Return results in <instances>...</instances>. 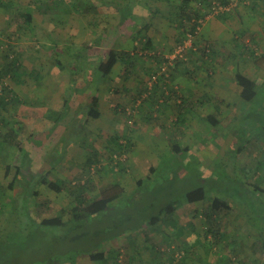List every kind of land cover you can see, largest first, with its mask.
Instances as JSON below:
<instances>
[{"label":"rangeland","instance_id":"374dc122","mask_svg":"<svg viewBox=\"0 0 264 264\" xmlns=\"http://www.w3.org/2000/svg\"><path fill=\"white\" fill-rule=\"evenodd\" d=\"M6 1L8 9L0 5V64L15 56L16 41L24 49L18 54L22 77L0 79V94L5 86L13 92L0 110V186L7 189L0 192V264H92L86 257L95 252L107 253L112 262L118 257L117 264L171 262L172 256L180 260L175 264H264V1L253 12L249 2L229 0L231 10L219 14L210 13L206 0ZM184 2L203 19L191 41L186 24L181 57L189 72L181 75L172 58L182 34L172 20ZM107 23L114 30L106 26L100 40L107 34L105 47L132 56L131 79L100 77L97 68L107 51L87 58L97 53L86 49L93 44L63 50L69 39L99 37ZM142 36L152 49L140 47ZM126 67L118 72L124 75ZM33 70L40 74L37 83ZM237 72L258 85L255 110L242 100ZM175 74L180 77L169 83ZM170 88L177 100L191 93L209 102L190 108L185 125L175 123L173 109L144 102L149 92L160 97ZM95 106L98 118L88 115ZM56 113L63 118L57 121ZM209 114L234 120L229 132L220 126L224 138L199 120ZM11 132L15 146L5 141ZM112 139L129 141L127 154L111 160L119 151ZM174 144L190 149L184 162L172 153ZM95 150L98 159L88 166ZM43 178L90 181L89 198H118L103 213L69 222L73 199L49 189ZM197 185L208 189L207 199L186 203L185 192ZM214 198L231 205L219 227L210 228L229 255L224 243L208 237L202 217ZM170 203L176 211L167 215ZM153 217L159 220L152 223ZM55 218L64 225H40Z\"/></svg>","mask_w":264,"mask_h":264},{"label":"trees","instance_id":"16d2710c","mask_svg":"<svg viewBox=\"0 0 264 264\" xmlns=\"http://www.w3.org/2000/svg\"><path fill=\"white\" fill-rule=\"evenodd\" d=\"M244 1L249 2L253 8L255 5L260 4L264 0H244ZM216 3L225 7L230 4V1L229 0H206V4L209 7L210 13L212 12L214 4ZM188 4H189L188 2H184V5L177 8L176 9L177 11L175 12L176 16L174 20H172L173 22L177 24L178 26L177 29L182 34V39L178 40L179 45H183L184 41L186 40V39L185 40L183 39V34L185 32L184 30L187 27L186 24L190 25L189 33L192 35H195V33L198 31L200 27V21L203 19L201 16L198 15V13L195 10H192ZM0 5H2V0H0ZM220 16L222 17L221 14ZM144 49L150 50L148 46L147 48L144 46ZM207 53H208L207 50H203L204 56H207ZM120 60L122 62H127L128 60H130L129 62H133L132 56H130L129 53H124V56L123 55L121 56L120 53L112 51L109 53L106 61L102 62L99 65V68H98L99 72L105 78H108L114 66ZM1 62H5V63L0 64V79L7 78L9 76L16 77V78L22 77L19 74L20 59L18 58V56L6 55L3 57ZM175 62L177 66L176 68H178V66H180V64L183 63L184 60L182 58H177ZM58 64H60V62H58ZM132 64L134 65V63ZM39 77H40V74L37 71L33 70L32 78L35 80V83L39 82ZM235 81L238 87L241 89V96H242V100L244 101V103H246V105H248L249 108L253 107L252 110H255L257 108V102L259 101V98H260L259 97L260 91H259V88L256 82L246 77L241 72H237L235 74ZM12 93H13L12 90H10L8 87L6 86L3 87L1 94H0V110L6 106V104L8 103V97L12 95ZM220 103L226 104L227 107L229 108H232V106H234L233 104L226 103L223 100H220ZM192 105H193L192 101L190 100H181L180 103H177L176 107L174 108L175 116L177 118L176 123L185 125L186 112L190 109ZM88 115L92 118H98L99 114L97 112V106L92 108L88 112ZM55 116H56L55 118L57 121L63 118L61 114L56 113ZM230 120L231 119L229 118L224 119V120L222 119L218 120L215 115H212V116H208L204 120V122H206L211 127L215 128V132L217 133V132H220L219 131L220 126H224L226 130L228 129L231 130V126H233L234 120L233 121H230ZM263 129H264V126H263ZM181 131L182 130L179 129L180 133ZM225 135L226 134H224L223 132L222 133L220 132V134L219 133L217 134V136L221 139L224 138ZM15 139H16V136L12 132L6 134L5 136V141L10 146H13V145L15 146V142H14ZM111 141L114 142L115 146L119 150L118 152L114 151L110 154L111 160H113L114 157L117 155L116 153H119L120 155L121 153L122 155L124 153L127 154V151H128L127 147L128 145H130L129 141L126 142L128 144H123V143L120 144L119 142H116L115 139H112ZM171 150H172V153H174V155H176V157L183 162L187 158V154L190 152L189 148L186 147L182 149L177 144L173 145ZM96 152L98 153V151L95 150L93 153L94 156L92 155L91 157L87 159L86 163L88 164V166L92 165L93 163H95V161H97L98 155H96ZM113 167L115 168V165ZM41 181H42L41 183L47 185L49 189L56 192L57 194H62L64 192H67V194L73 199L74 206L70 210L71 219L69 220V222L70 221L71 222L82 221L83 219L87 217L96 216L100 213H103L109 208V205L118 198L117 195H113V196L103 195L96 199L89 198L88 192H89L90 186L92 185L90 181L89 182L67 183L63 180H57L55 182H47L45 178H43ZM139 184H142V181H140ZM255 189L258 190V188H255ZM1 190L4 192L7 191L6 188L0 186V192ZM261 191L264 192V189L261 188ZM207 193H208V189L206 187H204L203 185H197V186L190 188L189 190L185 192L184 199H185V202L188 204H196V203L204 202L207 199ZM230 210H231V205L229 201L223 200L220 198H214L211 201V206L208 208L207 213H203L202 217H204V220L206 222L207 232L209 234L208 237H210L212 240H215V239L218 240V237L211 235L210 228L212 229L213 225H215V227H219L217 221L220 218L221 214L228 213ZM165 211L167 212V215H171L173 212H175L176 208L174 206V203L168 204V206L165 208ZM165 215L166 214H164V216ZM158 220H159V217H153L152 223H156ZM69 222L66 224H69ZM40 225L42 227H57V226L64 225V221L62 220V218L46 219V220H43L40 223ZM217 242L221 243V240H218ZM173 255L175 254L173 253ZM86 259L88 262L92 264H117L118 257H115L112 262L110 255H108L107 253L95 252V253L89 254L86 257ZM169 259L171 261L169 262L170 264L175 263V262L179 263L180 261L174 256H172V258L170 257Z\"/></svg>","mask_w":264,"mask_h":264},{"label":"crops","instance_id":"0c3cea01","mask_svg":"<svg viewBox=\"0 0 264 264\" xmlns=\"http://www.w3.org/2000/svg\"><path fill=\"white\" fill-rule=\"evenodd\" d=\"M95 1H97V0H95ZM6 2H8V0L6 1ZM98 2V1H97ZM101 2H103V0H101ZM2 6H4L3 5V3H2V5H1V7ZM259 6V4H257V5H255L253 8H252V10H253V12H257V7ZM5 8H7V7H10V5H8L7 4V7L6 6H4ZM8 9V8H7ZM117 11V10H116ZM118 12V11H117ZM135 13V12H134ZM248 13H250V12H248ZM142 15V14H141ZM89 24V23H88ZM50 26V25H49ZM106 26H108L109 28L111 27V29L112 30H114V28L111 26V25H108V23L105 25V27H101V31L99 32V37L97 36V37H95L93 40H87V39H84V41L82 42L81 41V39H78L77 40V38H76V41H71V39H69V44H64V46H65V48H64V46H63V50L64 49H66L67 51H70L71 49H72V47H84V46H86L87 44H93V46H90V47H86V49H88V51L89 50H94V51H97V53H94V54H90L87 58H93L94 56L95 57H97V56H99L98 58H100V55H101V53H100V55L98 54L99 53V51H107V54L105 55V56H103L102 58H101V60L99 61L100 63H99V65L102 63V62H105L106 61V59H107V57H108V55H109V53L110 52H117V53H120L121 51H120V49H118V47L117 48H115V49H113V48H110V47H105V45L107 44V42H106V40H108L109 41V36L106 34V35H104V37L100 40V38H101V36H103V34H104V32H105V28H107ZM51 27V26H50ZM108 28V29H109ZM50 30H51V28H50ZM110 30V29H109ZM111 30V31H112ZM68 32H71V29H69V31ZM108 32V31H107ZM206 34V37H210V38H213L214 39V36H216V34H214V36H212V35H209V34H207V33H205ZM130 36H132L131 34H130ZM181 37H178V40H181L180 39ZM111 39V38H110ZM148 39L149 38H146V37H143L142 36V39L139 41L140 42V44L141 43H143V45L141 44V46L140 47H144V46H146L147 44H150L151 43V40H149L148 41ZM16 40V38L14 39V41ZM232 40H233V37H232ZM13 41V42H14ZM78 41H80V42H78ZM147 41H148V43H147ZM17 43H15V46L13 47V49H14V51H16L15 53H13V54H15V55H17L18 56V58L20 59L21 58V55H22V53L20 52V50H22V49H24V48H22L20 45H19V43H18V41H16ZM106 43V44H105ZM109 43V42H108ZM113 44L114 45H116L117 43L116 42H113ZM78 45V46H77ZM111 45V44H110ZM213 45V44H212ZM67 47V48H66ZM138 47H139V45H138ZM207 47V46H206ZM148 48H150V49H152L150 46H148ZM213 48H214V45H213ZM131 49H133V48H131ZM135 50H138V48L137 47H135L134 48ZM144 49V48H143ZM19 50V51H18ZM145 50V49H144ZM25 51V50H24ZM147 51V50H146ZM92 52V51H91ZM18 54H21V55H18ZM98 54V55H97ZM210 53H209V51H208V53H207V56L209 55ZM215 55V51H213V56ZM206 56V57H207ZM230 57H232V59H235V57H234V54H230ZM130 60H128L127 62H122L121 60L119 61V62H117V64L114 66V68H113V70H112V72H111V74L109 75V77H108V79H111V81H117V82H119V77H122V78H129V79H131V75L132 74H130L131 73V70L129 69L131 66H134L131 62H129ZM99 65H98V68H99ZM127 66L126 67V69L124 70V75H122L120 72H118V68H119V66ZM177 66H175V72H178V73H181V75H183V73H187V72H189V69H188V67H187V63H181L180 64V66H178V68H176ZM98 68H97V73L99 74V75H101L100 77H102L103 79H107V78H105L100 72H99V70H98ZM183 69V70H182ZM182 70V71H181ZM127 75V76H126ZM176 75V74H175ZM175 75L174 76H172L171 77V80H170V82L169 83H172V84H174L175 83V79L176 80H178V77H180V75H176V77H175ZM179 82H181V80L179 81ZM166 88L168 89L169 88V86H168V84L166 85ZM146 88L144 87V90H145ZM171 89V94L169 93V92H166L165 90H163L162 92H161V94H160V97H157L156 96V94H155V92H153V93H150L149 92V97H147V98H145L144 99V102H148L149 100L151 101V106H153V107H158V106H160L161 105V107H159L158 109L160 110H162V108L163 107H169L170 109H173L174 110V108L176 107V105H177V103H180L181 102V100H190V101H192V106L190 107V108H197V106L199 105V103L200 104H204L205 103V101H208V98H203L204 99V101H201L200 99H196V98H194L193 96V94H191V93H185L181 98H179L178 100L176 99V98H174L172 95H173V92H172V90H173V88H170ZM186 92H189V91H186ZM138 94H139V92H138ZM152 94V95H151ZM140 95V94H139ZM151 95V96H150ZM152 96H155V98L154 99H151L152 98ZM142 97V96H141ZM172 102L173 101V108L172 107H170V102ZM224 101V100H223ZM202 102V103H201ZM226 102V101H225ZM227 103V102H226ZM117 106H119V105H117ZM149 107V106H148ZM117 113V112H116ZM212 115H214V114H209L208 116H212ZM208 116H206V117H202L201 119H199L201 122H203V123H206V122H204V120L208 117ZM204 118V119H203ZM177 122V118H175V123ZM196 128V127H195ZM194 128V129H195ZM186 131H188V132H190V131H193V129H192V127L191 128H187L186 129ZM183 137H185V135L183 134ZM221 139V138H220ZM175 145V144H174ZM168 147H170L171 146V141L168 143V145H167ZM184 148H186V147H184ZM188 148V147H187ZM98 151V150H97ZM100 153V152H99ZM101 154V153H100ZM221 243L223 244L224 243V253L226 254V255H229V249H226V243L225 242H223V241H221ZM226 257H228L229 258V256H226ZM151 258H152V256H151ZM163 260V259H162ZM231 260V259H230ZM229 260V261H230ZM157 264H170L169 262H167L166 260H163V262L162 263H160V261H158L157 262ZM172 264H175V263H172ZM232 264V263H231ZM238 264H240V263H238ZM242 264V263H241ZM243 264H253V262H252V260H249V261H247L246 260V262H243ZM254 264H259L258 262H255Z\"/></svg>","mask_w":264,"mask_h":264},{"label":"built area","instance_id":"2783aa9c","mask_svg":"<svg viewBox=\"0 0 264 264\" xmlns=\"http://www.w3.org/2000/svg\"><path fill=\"white\" fill-rule=\"evenodd\" d=\"M55 2H58V1H61V0H53ZM216 13L219 14L220 13H225V12H229L231 10V7L229 6H221V5H217V4H214V7L213 9ZM198 32V31H197ZM197 32L195 33V35L197 34ZM195 35H192V34H188L187 37L189 38L188 40L191 41L193 37H195ZM186 41V40H185ZM184 45V44H183ZM180 45L178 51H177V55L174 56V58L172 59H177L179 56L181 57L182 56V53L185 51L186 49V45H187V42H185V45ZM190 47H192V44L190 45ZM183 57V56H182ZM181 57V58H182ZM164 71V69H162ZM158 80V77L157 76H153L152 77V81H157ZM116 157V156H115ZM177 257L180 258L179 255H177Z\"/></svg>","mask_w":264,"mask_h":264}]
</instances>
